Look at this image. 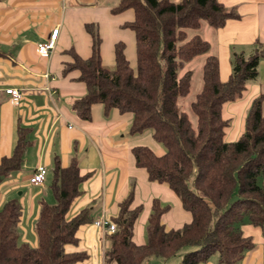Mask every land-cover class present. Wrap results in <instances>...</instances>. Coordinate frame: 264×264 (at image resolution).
Listing matches in <instances>:
<instances>
[{"label": "trees", "instance_id": "16d2710c", "mask_svg": "<svg viewBox=\"0 0 264 264\" xmlns=\"http://www.w3.org/2000/svg\"><path fill=\"white\" fill-rule=\"evenodd\" d=\"M111 11L133 13V20L122 28L134 35L135 65L125 57L123 43H117L114 68H105L101 39L87 25L90 56L81 59L70 51L72 62L63 68L64 75L77 72V80L86 88L85 95L73 101L72 110L89 121L94 105H100L105 115L115 109L131 115V135L150 131L164 153L157 156L147 146H135L134 166L145 170L148 182L167 185L191 219L180 228L167 229L162 216L170 206L153 199L146 242L137 245L133 229L142 207L133 206L131 191L110 220L115 231L108 235L104 264H144L152 258L166 261L176 256H181L179 264H200L213 254L219 264H240L253 247L242 226L258 227L264 235V185L259 183L264 180L262 97L252 102L244 132L235 142L224 141L228 122L221 110L257 77L264 47L256 43L247 57L234 54L231 73L222 82L218 59L209 54V43L198 33L203 24L219 29L237 17L219 0H117ZM202 55L201 86L185 111L180 102L189 95L192 83L187 65ZM22 134L11 155L0 160V181L22 167L26 146ZM51 173L53 203L40 202L34 224L36 247L18 242L17 202L8 200L1 206L0 264H75L87 259L85 253L65 251V246L77 243L79 227L93 223L89 207L68 215L87 177L80 175L75 161L62 167L58 158Z\"/></svg>", "mask_w": 264, "mask_h": 264}, {"label": "crops", "instance_id": "0c3cea01", "mask_svg": "<svg viewBox=\"0 0 264 264\" xmlns=\"http://www.w3.org/2000/svg\"><path fill=\"white\" fill-rule=\"evenodd\" d=\"M116 2L105 5L104 0H0V160L11 155L20 133L26 141L22 167L0 181V208L8 200H17L21 206L17 227L19 243H37L34 224L40 202L49 196L46 183L50 177L47 176L55 158L62 167L75 161L80 175L87 177L81 184L80 196L72 203L69 217L89 207L93 221L100 217L111 220L118 212V204L132 191L133 206L140 205L145 216L150 214L152 200L157 199L170 206L162 216L163 225L167 229L180 228L169 218L174 209H182L180 200L167 185L148 182L145 170L134 166L131 149L141 146L137 137L142 134L129 133L131 115L120 114L115 109L105 115L100 105H94L91 119L84 121L72 110L73 101L84 96L86 88L77 80V72L64 75L63 68L65 63L72 62L70 51L81 59L90 56L92 40L87 25L97 26L104 67L107 63L114 68L117 43H123L125 57L135 65L134 35L122 28V24L133 20V13L113 14L111 10ZM219 2L237 17L228 19L219 29L203 24L209 28L202 25L204 36L201 37L210 45L209 54L217 57L219 78L224 82L231 73L234 54L247 57L253 53L256 43L264 47V0ZM55 28H58L55 48L50 57H41L36 44L46 40ZM202 57L204 62L205 56ZM9 88L21 93L18 103H13L5 93ZM258 97H262L264 114V57L259 61L257 77L247 82L241 96L222 106V118L228 122L225 141L239 139L244 132L247 111ZM151 150L157 156L163 154H157L162 152L159 145ZM38 167L45 168L47 174L42 184L32 185L29 178ZM142 197L145 205L140 201ZM182 211L180 217L186 219L189 214ZM165 217L171 224L166 225ZM135 225L133 241L142 245L146 242V231L145 236L139 232L136 241ZM241 231L251 238L253 247L244 254L240 264H264L261 230L246 224ZM108 235L93 223L82 225L76 232L77 243L65 246V251L87 255L85 261L75 264H104L101 247L103 239L105 248L108 247ZM180 257L171 258L170 264L179 262ZM155 261L152 264H167L170 260ZM200 264H219L218 255L213 254Z\"/></svg>", "mask_w": 264, "mask_h": 264}, {"label": "rangeland", "instance_id": "374dc122", "mask_svg": "<svg viewBox=\"0 0 264 264\" xmlns=\"http://www.w3.org/2000/svg\"><path fill=\"white\" fill-rule=\"evenodd\" d=\"M114 0H104V4L106 5L107 3L109 4V3H111V2H113ZM117 3V2H116ZM204 27H206V28H209V27H207L206 25H203ZM90 27H92V30L94 31V32H98V29H97V26H95V25H90ZM199 33V35L200 36H204V32H203V28L198 32ZM127 47V46H126ZM203 56V55H202ZM202 56H199V57H197V58H195L191 63H189L188 65H187V68L189 69V70H191L192 71V83H191V88H190V92H189V95L184 99V100H182L181 102H180V104H182V106H183V108L185 109V111L186 110H188V107H189V104L193 101V99H194V96L196 95V93H198V91H199V89H200V86H201V67H202V65H203V57ZM131 66L133 67L134 66V63H133V60H131ZM105 67L107 68V69H109V70H112L113 69V67L112 66H108V64L107 63H105ZM138 138V140H139V145H141V146H147V147H149V148H151V149H156V147H158V145H157V143L152 139V137H151V132L150 131H145L143 134H142V136H140V137H137ZM225 141V140H224ZM225 142H227V141H225ZM233 142H235V141H233ZM160 146V145H159ZM161 147V146H160ZM161 150H162V152H160V153H157V154H162V153H164V149H163V147H161ZM50 177V179H51V173L50 172H48V176H47V178H49ZM50 179H48L47 180V185H48V191H49V196H48V198L46 197V198H44L45 199V201L48 203V204H52L53 203V198H52V195H51V193H50V189H49V185H50ZM262 180H259V183H261L262 184V182H261ZM17 198V197H16ZM17 203H18V201L17 200H15ZM142 203H143V205H145L144 203H145V201L146 200H144V198L142 197L141 198V200H140ZM19 204V203H18ZM74 205V204H73ZM19 207H21V206H19ZM74 207V206H73ZM70 212H71V210H70ZM181 212H183L182 211V209H174L171 213H170V219L174 222V225H175V227H181L183 224H185V223H188L189 221H190V215H187L188 217L186 218V219H183V218H181L180 217V215L181 214H183V213H181ZM71 213H69V215H70ZM185 216V215H184ZM148 218V215H146L145 216V213H144V211L142 210V212H141V214H140V216H139V218L137 219V221H136V225H135V232H136V241L138 240V234H139V232H141L142 231V234H143V236H145V230H144V227H145V224H146V219ZM165 223H166V225H168V223L169 224H171V222H170V220L168 219V217H165ZM35 234V233H34ZM35 237H36V235H35ZM30 245V244H29ZM31 247H36L37 246V243L36 244H32V245H30ZM216 256V255H215ZM154 260V261H153ZM155 260H159V261H157V262H161V259H156V258H152L151 260H149L148 262H146L145 264H149V263H153V262H156ZM170 261H167V262H169V263H167V264H170V262H171V260H173V259H169ZM179 262H180V260H179ZM179 262H177L176 264H179Z\"/></svg>", "mask_w": 264, "mask_h": 264}, {"label": "built area", "instance_id": "2783aa9c", "mask_svg": "<svg viewBox=\"0 0 264 264\" xmlns=\"http://www.w3.org/2000/svg\"><path fill=\"white\" fill-rule=\"evenodd\" d=\"M58 35V28L53 29L48 38L44 40L43 42H39L36 44V51L41 57L48 58L51 56L54 48H55V42ZM5 93L10 96V99L13 103H18L21 99V93L19 90L14 88H9L5 90ZM47 174V170L43 167H38L30 176L29 183L32 185H39L42 184L45 180ZM93 226H95L97 229H99L101 232L106 234H112L115 231L114 224L105 217L97 218L93 221ZM105 242L103 239V246L101 249L104 251L105 248Z\"/></svg>", "mask_w": 264, "mask_h": 264}]
</instances>
